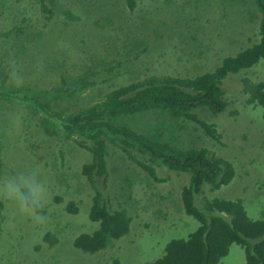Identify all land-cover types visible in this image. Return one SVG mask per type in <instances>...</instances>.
I'll return each mask as SVG.
<instances>
[{"label":"rangeland","instance_id":"374dc122","mask_svg":"<svg viewBox=\"0 0 264 264\" xmlns=\"http://www.w3.org/2000/svg\"><path fill=\"white\" fill-rule=\"evenodd\" d=\"M28 1L25 0L26 5ZM191 1L194 4H182L181 0H136L135 7L130 9L123 0H66V12L62 14H69L70 18L64 19V15H60V23L66 24L67 28L69 21L72 24L69 27L75 31L69 36L65 35L66 32L63 35L57 33L53 23L59 20L55 16L51 17L47 22L48 30L36 40L43 43L40 44L41 50L46 52L49 48H57L56 45L64 38L68 41L67 53L59 57L57 63L66 60V65L75 62L78 63L75 65H79L87 62L89 57L105 56L103 65L96 63L98 65L84 66L80 70L72 67L71 74H82L87 88L85 85L68 88L62 86L59 77L56 80L50 78L54 77L50 74L55 71L52 70L54 63L45 61L42 54L35 56L30 50L32 52L19 58L16 65L28 74L31 84L23 81L19 83L47 90L51 87L61 89V92L50 93L53 97L40 101L62 117L104 100L107 91L118 88L121 83L143 80L151 75L194 77L195 73L212 70L223 57L235 55L255 41L258 14L250 0H238V3L215 0L214 7L205 16L199 10L203 2L207 3L208 0ZM8 4L10 9L17 5L14 0ZM248 9L252 10L253 16L245 12ZM168 13L172 16H168ZM6 14L7 11L0 16V31L11 24L4 22ZM36 14L42 15L40 12ZM98 14L95 22L98 27H102L87 38L101 39L106 44L103 46L113 51H99L95 47L91 54L86 55L91 43L83 46L78 44V38L85 34L86 26ZM74 16L76 20L72 19ZM43 21L42 17L36 20L38 27H42ZM14 22H17V18L12 24ZM30 28L33 29V23H30ZM153 29L159 35L155 36L156 45H161L150 50ZM123 46L127 50L120 52ZM122 57H125L124 61ZM119 61L122 64L129 61L127 66L131 64L132 67L124 69L118 64ZM14 76L15 72L8 73L7 81H11ZM67 76V81L72 78L71 75ZM245 77L251 81H264V58L249 68L228 73L222 79L220 85L224 90L222 97L227 101V109L217 114L203 107L195 110L200 119L220 129L217 130L220 142L211 139L199 121L174 120L159 109L129 115L126 123L132 129L144 133H152L161 126L164 129L162 131L160 128L161 132L166 137L174 135L173 142L180 146H205L214 150L212 154L227 161L233 170V177L216 188L202 183L201 190L194 193V205L203 211L206 198L240 199L249 218L261 219L264 217V107L247 103L242 80ZM68 90L71 92L68 93ZM18 107L16 103L8 107L6 104L0 111V134L9 140L6 141L4 152L11 153L1 154L0 231L10 230L11 241L17 246L14 250L25 260L17 263L16 260L4 259L0 264H146L163 254L169 240L186 238L198 227L199 222L186 213L181 197L183 187L190 183L189 172L151 164L146 155L134 150L127 151L107 141L101 146V151H97L96 144H93L94 151L101 157V166L105 167L103 173L94 176V184L103 192L101 197L108 200L110 208H116L120 203L128 210L131 216L130 229L118 240H113L112 244L94 253L76 248L73 245L75 237L93 231L98 226L88 215L91 198L97 191L87 175L81 173V166L91 163L93 154L75 141L88 143L87 138L82 134L65 137L63 132H57L56 135L51 133L46 144L43 141L45 146L38 147V131L39 128L44 129L43 120L39 118L40 110L29 113L25 107ZM17 135H24L26 139V142H20L17 138L27 153L20 164L16 161L19 158L13 155L19 149L10 142ZM31 149L33 153L37 151V158ZM76 172L81 173L82 177L77 179ZM127 179L128 189L122 190L120 185ZM24 188L31 189L38 210L26 209ZM70 201L75 202L78 210L61 211L60 208ZM50 211L58 213L53 220L46 222V215ZM48 230L54 232L55 237L58 236L55 245L49 247L42 240ZM4 238L1 233L0 247L5 245ZM38 243L42 245L36 247ZM25 250L30 257L27 260ZM244 262L243 247L233 243L217 264Z\"/></svg>","mask_w":264,"mask_h":264},{"label":"trees","instance_id":"16d2710c","mask_svg":"<svg viewBox=\"0 0 264 264\" xmlns=\"http://www.w3.org/2000/svg\"><path fill=\"white\" fill-rule=\"evenodd\" d=\"M11 0H0V16L3 13L7 14L4 17L5 23H11L9 26H4V30L0 31V111L7 104L16 103L17 108H26L29 113L33 110H40L39 118L44 129L39 128L40 142L38 147L45 146L46 140L52 134L63 132L65 137H72V134H82L87 138L88 143L75 140L78 145L85 148V150L92 152L93 160L91 163H85L81 167V173L87 175V178L92 183L93 188L97 193L91 198V205L89 207V218L97 223V228L93 231L80 233L73 240V245L88 253H94L100 249L112 244L113 240L122 237L130 229L131 216L125 208L119 206L110 208L108 200L102 196L97 186L94 184V176L105 171V167L101 166L102 160L97 151H101L103 145V138L109 140L111 143L121 146L125 150H134L142 153L149 158L151 164L167 165L168 168L177 171H186L190 173V183L183 187L181 197L185 211L188 215L194 217L198 222V227L191 232L186 238H173L169 240L164 249L163 254L146 264H217L221 257H223L228 247L233 244H239L244 249L245 264H264V217L261 219H251L246 213L240 199H225L220 197L206 198L203 206V211L194 205V193L201 190L202 183L211 184V188L221 186L222 183L229 182L233 177V170L230 168L227 161L222 157H217L213 152L205 146L201 147H185L174 143V135H167L162 132L164 130L161 126L152 132L144 133L138 132L126 123L129 115H136L144 113L151 109H159L165 114H168L174 120L191 119L199 121L205 128V133L213 140L220 142L219 134L216 127L208 124L207 121L198 117L195 110L199 107L207 108L210 112L217 114L227 109V101L223 96L224 90L220 83L228 73H236L244 68H249L264 58V0H250L254 10L260 14L259 23L257 25L258 38L251 45L239 51L235 55H228L222 58L221 62L215 66L214 69L195 73L194 77H172L167 75H151L143 80L128 82L127 84H118V88H110L105 94L104 100L95 103L94 106L86 107L77 112L60 117L58 112H54L42 104L40 100L53 97L50 93L57 92L61 89L57 87L36 88L28 85L20 84L19 81L29 82L28 74L24 73L17 67L16 61L23 57L24 54H29L33 50L35 56L42 57L45 61L54 63L51 73L56 80L62 81V86L68 88H80L85 84L83 75L75 76L71 74L72 67L82 69L89 65H103L105 56L89 57L88 61L75 65L71 63L66 65L64 60H57L59 57H64L67 53V40L64 38L56 45L55 49H47L46 52L41 50L43 44L40 40L36 41L42 31L48 30V20L54 17L59 22L53 23V28L57 29V33L63 35L72 34L73 30L69 27L72 24L68 21L67 28L64 23H60L59 16L66 12V0H29L26 5L25 0H14L17 4L14 9H10L9 2ZM23 1V2H22ZM46 1V2H45ZM130 9L133 8L134 0H125ZM227 0H222V2ZM182 4H194L191 0H181ZM215 5V0H208L201 5L202 15L205 16ZM247 5V4H246ZM95 8V6H92ZM97 8V7H96ZM36 12L42 13L38 16ZM250 16H253L252 10H245ZM100 14V13H99ZM98 15L95 16L94 21L87 25L85 34L78 38V44H90V50L85 54H91L94 49L98 48L102 51L106 49L113 51L101 39L93 38L88 40L90 33L97 32L102 26H97L95 22ZM168 16H172L168 13ZM42 17V31L41 26L38 27L36 20ZM69 14L64 15V19H68ZM17 18V22L12 24V21ZM70 18V17H69ZM176 20L175 17H172ZM53 19V18H52ZM76 20V16L72 18ZM30 23H33V29L30 28ZM73 27V26H72ZM104 27V26H103ZM49 30L51 28L49 27ZM60 30V31H58ZM50 33V32H49ZM23 34L22 37L18 36ZM144 32V37H146ZM152 48L159 47L156 45V38L152 32ZM159 36V35H157ZM93 40V41H91ZM91 41V42H90ZM49 45V42H48ZM55 46V47H56ZM166 46V45H165ZM96 47V48H95ZM157 49V48H156ZM126 46L120 49V52H125ZM141 53V52H140ZM115 54V53H113ZM125 60V57H122ZM89 63V64H88ZM98 63V64H96ZM78 64V63H77ZM124 69H130L132 65L127 66L129 61L122 64L118 62ZM14 67V69H13ZM76 68V69H77ZM44 69H47L44 67ZM15 72L11 81H7L8 73ZM58 75L56 76V74ZM14 75V73H13ZM67 75H73L68 81L65 79ZM43 76V75H41ZM56 76V77H55ZM68 77V76H67ZM69 78V77H68ZM74 79L72 82L71 80ZM127 79V78H126ZM243 80V92L247 94L246 101L253 106L260 105L264 107V81L250 80L245 77ZM87 88V87H86ZM73 91V90H72ZM68 93L71 91H67ZM37 96H40L37 98ZM58 96V95H55ZM30 109V110H29ZM4 129L3 127H1ZM161 128V129H160ZM19 135V134H18ZM12 138L10 142L19 149V152L13 153L17 158V163L20 164L27 156L18 141L26 142L24 135ZM4 135L0 134V167L1 154L10 155L11 153L4 152L6 145ZM45 144H44V142ZM84 141L85 138H84ZM93 144H96L94 151ZM38 149L36 144H33ZM32 151V152H31ZM37 158V151L33 153ZM212 152V153H211ZM32 157V156H31ZM79 177L81 173L76 172ZM115 185V182H114ZM98 188V189H97ZM122 190L128 189V179L120 185ZM26 195V209H36L38 206L33 200V193L31 189L24 188ZM120 193V192H119ZM121 194V193H120ZM59 199V198H57ZM68 210L75 212L78 207L75 206L74 201H70L67 205L60 208V210ZM57 211L48 212L46 215V222L53 220ZM15 218V215L12 216ZM37 227V226H36ZM39 231L40 228L37 227ZM5 237V245L0 247V261L4 259L16 260L17 263L25 260V257L16 254L17 246L11 241L9 229H2L0 234ZM23 237L20 238V242ZM42 240L50 246L58 240L55 233L47 231L42 236ZM20 244V243H19ZM18 244V248L20 247ZM23 246V244H21ZM40 243L36 245L39 247ZM21 246V249L23 247ZM26 260L27 256L25 250ZM118 261V259L116 260ZM16 263V264H17Z\"/></svg>","mask_w":264,"mask_h":264},{"label":"clouds","instance_id":"9594fccd","mask_svg":"<svg viewBox=\"0 0 264 264\" xmlns=\"http://www.w3.org/2000/svg\"><path fill=\"white\" fill-rule=\"evenodd\" d=\"M135 1V3H134V5H133V8L135 7V5H136V0H134ZM123 2L127 5V3H126V1L125 0H123ZM228 2L230 3V2H237L238 3V0H228ZM128 6V5H127ZM219 6L220 5H218V8H219ZM258 14V13H257ZM259 18H260V14H258L257 15V18H256V20H255V24H256V29H257V19H258V23H259ZM40 30L42 31V27L40 28ZM43 32V31H42ZM152 32H154V35L156 36L157 34H158V32H156L154 29H153V31ZM257 38H258V32H257V34H256V37H255V41L257 40ZM170 40V39H169ZM243 50V49H242ZM241 51V50H240ZM239 52V51H238ZM237 52V53H238ZM228 55V54H227ZM222 60V59H221ZM244 69H246V68H244ZM95 104H92V105H90V106H94ZM90 106H87V107H90ZM86 108V107H85ZM80 110V109H79ZM78 111V110H77ZM77 111H75V112H77ZM75 112H73V113H75ZM72 113V114H73ZM66 115H69V114H66ZM107 141H109V140H106V139H104L103 138V145H105V143L107 142ZM102 145V146H103Z\"/></svg>","mask_w":264,"mask_h":264}]
</instances>
